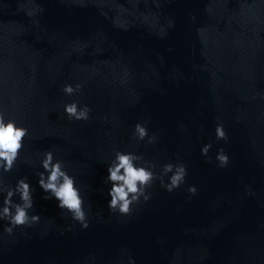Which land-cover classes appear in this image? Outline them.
<instances>
[{
  "label": "water",
  "instance_id": "water-1",
  "mask_svg": "<svg viewBox=\"0 0 264 264\" xmlns=\"http://www.w3.org/2000/svg\"><path fill=\"white\" fill-rule=\"evenodd\" d=\"M71 102L89 118L70 119ZM0 113L28 130L0 187L26 178L39 216L11 234L0 220L6 264H264V0H0ZM49 150L87 228L44 198ZM116 151L157 176L182 162L184 183L169 192L157 178L130 215L110 211Z\"/></svg>",
  "mask_w": 264,
  "mask_h": 264
},
{
  "label": "clouds",
  "instance_id": "clouds-1",
  "mask_svg": "<svg viewBox=\"0 0 264 264\" xmlns=\"http://www.w3.org/2000/svg\"><path fill=\"white\" fill-rule=\"evenodd\" d=\"M77 84L75 88L66 84L63 92L73 94L80 89ZM64 112L70 119L87 120L90 109L87 105L78 107L76 102L64 105ZM28 135V130L17 125L12 119H5L3 113H0V169L4 172L10 171L23 147L24 137ZM134 135L137 139H144L148 136L147 129L141 123L134 125ZM215 135L217 139H227L226 132L222 123L215 126ZM155 137H148L149 143L154 142ZM211 145L205 144L201 148V154L207 155ZM142 159L132 152L116 151L114 160L107 168V181L110 184L108 189L107 207L110 211L118 212L120 215H130L132 205L139 203L140 198L144 201L150 198L146 191L155 179L160 180V184L167 191L171 192L184 183L187 169L181 163H166L162 167L161 175L157 176L152 171V167L138 166L134 161ZM216 160L220 167L228 164V156L223 149L216 154ZM41 165L44 171L38 173V184L40 188L47 193L44 198H55L58 201V207L71 214L72 219L79 222L81 227L87 228L88 221L84 211V200L80 195L79 189L75 186L74 178L62 167V161L54 160L53 153L45 151ZM45 172L47 175H45ZM168 176V182L165 183L163 176ZM32 188L26 178H20L16 181L15 187H0V193H3V202L0 206V220H6L8 223L4 231L11 234L14 227L29 225L39 220L37 214L29 215L28 210L33 206ZM188 192L195 194V186H189ZM18 194L20 202H14L12 197Z\"/></svg>",
  "mask_w": 264,
  "mask_h": 264
}]
</instances>
